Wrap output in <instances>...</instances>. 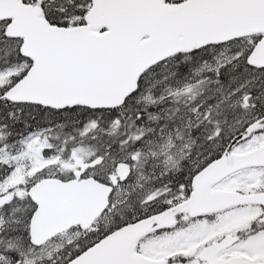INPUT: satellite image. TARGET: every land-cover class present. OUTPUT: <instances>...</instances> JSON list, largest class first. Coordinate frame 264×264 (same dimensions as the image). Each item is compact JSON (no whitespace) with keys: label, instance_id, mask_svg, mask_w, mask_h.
<instances>
[{"label":"snow or ice","instance_id":"6c2138e0","mask_svg":"<svg viewBox=\"0 0 264 264\" xmlns=\"http://www.w3.org/2000/svg\"><path fill=\"white\" fill-rule=\"evenodd\" d=\"M0 264H264V0H0Z\"/></svg>","mask_w":264,"mask_h":264}]
</instances>
